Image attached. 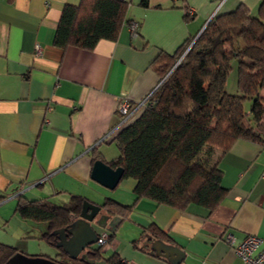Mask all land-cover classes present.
<instances>
[{
	"label": "crops",
	"instance_id": "crops-1",
	"mask_svg": "<svg viewBox=\"0 0 264 264\" xmlns=\"http://www.w3.org/2000/svg\"><path fill=\"white\" fill-rule=\"evenodd\" d=\"M124 1L136 32L124 23L115 40L84 49L53 43L62 7L80 0H0V243L60 256L64 251L42 237L47 222L23 218L15 208L20 199L60 206L77 195L100 206L95 220L106 218L104 225L92 222L97 236L108 235L104 245H91L100 246L101 262L110 264L114 255L120 264H171L143 245L153 224L163 234L158 238L184 252L178 264H245L233 246L247 235L264 238V145L237 139L224 153L213 150L227 191L212 211L147 198L134 203L135 182L127 178L119 182L127 193L109 198L134 205L124 216L110 215L90 174L93 153L106 163L119 155L118 107L127 101L137 113L160 80L152 66L157 55L174 53L215 13L241 2L255 11L259 0Z\"/></svg>",
	"mask_w": 264,
	"mask_h": 264
},
{
	"label": "trees",
	"instance_id": "trees-1",
	"mask_svg": "<svg viewBox=\"0 0 264 264\" xmlns=\"http://www.w3.org/2000/svg\"><path fill=\"white\" fill-rule=\"evenodd\" d=\"M127 8L124 0L65 4L53 43L60 48L92 49L101 39L115 40L123 24L131 21ZM233 60L237 62L236 93L226 89ZM152 66L160 80L132 121L115 134L119 155L107 163L123 168L122 179L134 180V203L147 198L181 210L199 205L212 211L227 191L212 148L224 153L237 139L264 145V97L260 94L264 89V0H259L255 11L241 2L215 13L174 53L160 52ZM97 159L103 160L93 153V161ZM82 202L77 195L60 206L20 199L15 209L23 218L47 222L42 237L55 245L53 230L68 226ZM134 203L124 205L105 197L101 207L110 215L124 216ZM149 229L155 237L163 235L153 224ZM16 252L17 248L0 243V264ZM86 252L95 261L103 259L100 246H90ZM62 253L53 259L61 264H87ZM108 261L120 264L114 255Z\"/></svg>",
	"mask_w": 264,
	"mask_h": 264
},
{
	"label": "water",
	"instance_id": "water-1",
	"mask_svg": "<svg viewBox=\"0 0 264 264\" xmlns=\"http://www.w3.org/2000/svg\"><path fill=\"white\" fill-rule=\"evenodd\" d=\"M212 17V16H211ZM210 17V18H211ZM207 20V22L210 20ZM206 22V23H207ZM205 23V24H206ZM204 24V25H205ZM204 27V26H203ZM202 27V28H203ZM123 168L121 166L112 167L105 161L97 159L93 162L90 177L108 189H114L122 179ZM100 211V206L90 201L82 202L79 214L68 226L53 230L56 235L55 246L61 248L70 259H76L86 247L88 248L97 241V233L92 226L96 221L98 225H104L106 218L100 216L95 220ZM143 245H149L150 249L158 256L164 257L171 264H178L184 252L177 245L166 243L163 239L151 234H145ZM87 252H83L79 259H82ZM4 264H61L58 261L43 255H29L23 252H16L8 258ZM105 264V261L101 262Z\"/></svg>",
	"mask_w": 264,
	"mask_h": 264
},
{
	"label": "built area",
	"instance_id": "built-area-1",
	"mask_svg": "<svg viewBox=\"0 0 264 264\" xmlns=\"http://www.w3.org/2000/svg\"><path fill=\"white\" fill-rule=\"evenodd\" d=\"M187 15H193V9L188 7L186 9ZM129 29L132 33H135L138 28L136 21H130L128 23ZM179 61V60H178ZM145 101V100H144ZM144 101L139 104L138 107L144 104ZM119 112L123 115V119L120 124H125L128 121H132L134 118L133 112L129 110V104L127 101H123L119 107ZM128 122V123H129ZM108 235L106 232H102L97 238L98 245H104ZM227 242L231 243L233 238L230 234L226 235ZM234 254L241 258L245 264H264V238L256 235H247L240 243L233 246Z\"/></svg>",
	"mask_w": 264,
	"mask_h": 264
},
{
	"label": "rangeland",
	"instance_id": "rangeland-1",
	"mask_svg": "<svg viewBox=\"0 0 264 264\" xmlns=\"http://www.w3.org/2000/svg\"><path fill=\"white\" fill-rule=\"evenodd\" d=\"M236 64H237V62H236V60H233L232 61V63H231V69H230V71H229V74H228V76H227V80H226V89H227V91L228 92H230V93H236V77H237V67H236ZM260 94H261V96L262 97H264V89H262L261 91H260ZM147 99V98H146ZM145 99V100H146ZM145 102V101H144ZM248 104V103H247ZM247 104H246V106H247ZM129 122V121H128ZM128 122L127 123H125L124 124V126L125 125H127L128 124ZM213 150H214V152H215V150L217 149V150H220V148H218V147H213L212 148ZM97 183V182H96ZM98 184V183H97ZM99 186L102 188V192H104V194H102V197H101V202L103 201V199L105 198V197H111V198H113V199H115L114 197L116 196V197H118V195H124L125 193H127L125 190H126V188L124 187L125 185H124V181L122 182V183H119V185L118 186H116L114 189H108V188H105V187H103L102 185H100L99 184ZM113 195V196H112Z\"/></svg>",
	"mask_w": 264,
	"mask_h": 264
},
{
	"label": "flooded vegetation",
	"instance_id": "flooded-vegetation-1",
	"mask_svg": "<svg viewBox=\"0 0 264 264\" xmlns=\"http://www.w3.org/2000/svg\"><path fill=\"white\" fill-rule=\"evenodd\" d=\"M56 236V235H55ZM86 249H88L87 247L83 250V251H81V253L78 255V257L76 258V259H79V256L86 250ZM47 257V256H46ZM50 258H54V257H50ZM83 260H85V262L87 263V264H101V262H100V260H93L90 256H88V255H85L83 258H82ZM105 264H108L107 262L105 263ZM111 264V263H110Z\"/></svg>",
	"mask_w": 264,
	"mask_h": 264
}]
</instances>
